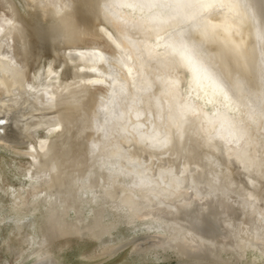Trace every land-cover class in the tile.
I'll use <instances>...</instances> for the list:
<instances>
[{
	"label": "bare ground",
	"instance_id": "bare-ground-1",
	"mask_svg": "<svg viewBox=\"0 0 264 264\" xmlns=\"http://www.w3.org/2000/svg\"><path fill=\"white\" fill-rule=\"evenodd\" d=\"M104 3L0 0V264H98L114 258L110 264H264V182L259 175L264 171V123L257 71L264 0H249L250 8L235 20L226 9L216 10L226 15L214 22L233 25L231 39L238 51L220 39L194 34L204 42L217 76L227 82L239 78L251 90L227 113L242 122L244 140L238 146L216 141L221 150L215 151L186 131L183 140L174 137L166 150L158 151L125 143L124 135L113 136L109 143L131 149L132 158L148 164L152 175L171 167L177 175L184 171V183L179 189L132 187L135 177L121 175L110 192L105 191L109 170L97 159L104 146L96 156L90 147L103 135L95 129L96 120L102 122L105 115L98 110L112 91L109 64L119 73L117 88L126 85L127 96L120 101L138 97L129 118L146 127L149 121L159 123V113L167 115L169 104L184 102L190 74L177 69L179 94L163 95L156 77L171 70L149 59L141 68L121 38L127 26L118 20L109 23ZM116 44L132 56L128 67L109 60L120 52ZM156 51L164 55L167 50ZM101 54L105 60L97 61ZM133 80L144 91L136 93ZM198 91L204 95V89ZM149 102L150 112L145 111ZM197 103L209 113L215 110L204 99ZM124 108L121 104L118 111ZM135 110L142 113L139 121ZM241 149L253 161L251 171L236 159ZM120 163L129 171L134 167ZM89 171L91 191L86 192L76 181ZM153 191L162 195L157 199ZM250 192L256 196L254 207L245 200ZM213 219L222 225L220 235L208 234ZM73 249L79 260L66 259Z\"/></svg>",
	"mask_w": 264,
	"mask_h": 264
},
{
	"label": "snow or ice",
	"instance_id": "snow-or-ice-1",
	"mask_svg": "<svg viewBox=\"0 0 264 264\" xmlns=\"http://www.w3.org/2000/svg\"><path fill=\"white\" fill-rule=\"evenodd\" d=\"M102 7L106 17L111 18L109 23L118 20L127 26L120 35L123 41L130 44V50L141 61V68L144 67L145 60L149 59L171 70L166 76L158 74L156 77L163 86V95L174 97L179 94L181 80L178 75L174 74L177 69H186L190 74L188 85L184 89L187 93L184 102L169 104L167 115L161 110L158 116L159 123L149 121L146 122L149 125L146 127L144 123H133L129 118L133 114L138 97L133 95L131 103L128 99L120 101L121 97L127 96L126 85L121 84L117 88L119 73L111 63L109 64V71L112 73L109 77L112 91L109 93L108 103L98 110V114L104 113L105 115L102 122L99 119L96 120L95 129L98 135L101 133L103 135L100 143L93 142L90 146L93 156H96L101 144L104 146V154L98 156L97 159L108 168L110 173V183L105 191L110 192L113 184L121 175L135 177L132 187L154 189L158 185L165 188L175 185L177 189L182 188L184 171L177 175L174 168H161L159 175L154 176L148 164L132 158L131 149L125 151L119 144L109 142L113 136L124 135L125 143L147 144L153 149L163 151L172 144L174 137L183 140L187 131L190 136L203 141L205 146H211L215 151H220L221 146L216 141H222L225 146L232 144L238 146L244 140L246 131L241 126L242 122L229 117L227 113L234 110L233 105L246 100L251 90L239 78L227 82L217 76L213 71L214 66L204 42L195 39L194 34L200 33L210 40L220 39L221 43L226 46L230 44L234 50L238 51L239 45L231 39L233 25L226 21L214 22L219 15L223 14H217L216 10L226 9L227 12L234 14L233 19L235 20L244 15L242 9L250 8L249 0H105ZM253 20H255L254 14ZM169 28H171L170 32L167 31ZM221 29L225 34L222 38ZM130 32L139 33L142 38L132 39ZM108 35L111 38V33ZM257 39L261 42L260 60L257 66L260 85L258 109L260 121L264 123V31L257 30ZM116 47L120 49L119 54L109 57V60L128 67L126 62L130 61L132 56L121 48L120 44H116ZM160 47L167 50L166 54L161 55L156 51ZM96 59L103 61L105 57L101 54ZM92 71L96 69L93 68ZM129 74H131V69H129ZM132 87L136 93L144 91L135 80L132 82ZM198 89H204L203 96ZM209 95L211 99L208 98ZM200 99H204L205 105L213 104L215 110L211 113L205 111L204 105L197 103ZM155 103L156 107L160 108L158 97L155 98ZM121 104L125 108L123 111H118ZM150 108L151 102H149V109L145 111L150 112ZM252 113L254 117L256 109H253ZM189 115L196 119L190 121ZM135 116L139 121L142 116L141 111L135 110ZM186 125L189 126L187 129ZM247 155L241 149L236 159L245 166L246 171H251L253 161L247 159ZM121 161H127L128 165L134 167L129 171L128 167H121ZM91 175L92 172L89 171L88 175L77 179L76 183L81 185L82 191H91L88 187ZM259 175L261 181L264 182V171ZM165 179L168 180L167 185H163ZM252 187L255 188L254 182ZM152 195L158 199L162 193L153 191ZM245 200L249 207H254L256 196L251 192L246 193Z\"/></svg>",
	"mask_w": 264,
	"mask_h": 264
},
{
	"label": "water",
	"instance_id": "water-1",
	"mask_svg": "<svg viewBox=\"0 0 264 264\" xmlns=\"http://www.w3.org/2000/svg\"><path fill=\"white\" fill-rule=\"evenodd\" d=\"M208 225H210L208 232L209 235L215 234V236H217L224 232L222 225H220L217 220L213 219L211 222L208 223Z\"/></svg>",
	"mask_w": 264,
	"mask_h": 264
},
{
	"label": "rangeland",
	"instance_id": "rangeland-1",
	"mask_svg": "<svg viewBox=\"0 0 264 264\" xmlns=\"http://www.w3.org/2000/svg\"><path fill=\"white\" fill-rule=\"evenodd\" d=\"M0 251H1V250H0ZM72 251H73L74 253H73ZM75 252H76V249H73V250L67 251V253H66V259L71 258L73 261L79 260V258L75 256ZM70 255H71L72 257H71ZM114 260H116V258H114V259H112V260L105 261V262H103V263H98V264H110V263L115 262Z\"/></svg>",
	"mask_w": 264,
	"mask_h": 264
}]
</instances>
